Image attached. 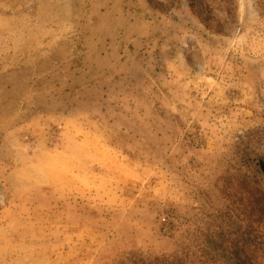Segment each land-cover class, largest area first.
Instances as JSON below:
<instances>
[{
  "label": "rangeland",
  "instance_id": "374dc122",
  "mask_svg": "<svg viewBox=\"0 0 264 264\" xmlns=\"http://www.w3.org/2000/svg\"><path fill=\"white\" fill-rule=\"evenodd\" d=\"M155 8L0 0V264H264V0Z\"/></svg>",
  "mask_w": 264,
  "mask_h": 264
},
{
  "label": "trees",
  "instance_id": "16d2710c",
  "mask_svg": "<svg viewBox=\"0 0 264 264\" xmlns=\"http://www.w3.org/2000/svg\"><path fill=\"white\" fill-rule=\"evenodd\" d=\"M240 233L245 234L239 239V241L234 244L230 250L229 264H253V258H250L249 254L253 252L254 249L250 248L248 245L249 234L246 230H242Z\"/></svg>",
  "mask_w": 264,
  "mask_h": 264
},
{
  "label": "crops",
  "instance_id": "0c3cea01",
  "mask_svg": "<svg viewBox=\"0 0 264 264\" xmlns=\"http://www.w3.org/2000/svg\"><path fill=\"white\" fill-rule=\"evenodd\" d=\"M146 7H148L150 9V11L152 13H161V11L157 8H155V6L157 4H170L171 0H141Z\"/></svg>",
  "mask_w": 264,
  "mask_h": 264
},
{
  "label": "bare ground",
  "instance_id": "6f19581e",
  "mask_svg": "<svg viewBox=\"0 0 264 264\" xmlns=\"http://www.w3.org/2000/svg\"><path fill=\"white\" fill-rule=\"evenodd\" d=\"M262 169H263V172H264V165H263Z\"/></svg>",
  "mask_w": 264,
  "mask_h": 264
},
{
  "label": "built area",
  "instance_id": "2783aa9c",
  "mask_svg": "<svg viewBox=\"0 0 264 264\" xmlns=\"http://www.w3.org/2000/svg\"><path fill=\"white\" fill-rule=\"evenodd\" d=\"M164 221V220H163Z\"/></svg>",
  "mask_w": 264,
  "mask_h": 264
}]
</instances>
